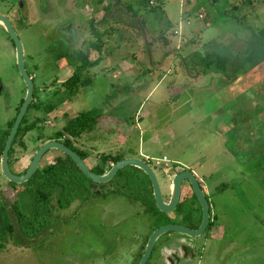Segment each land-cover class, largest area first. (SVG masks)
<instances>
[{"label":"rangeland","instance_id":"obj_1","mask_svg":"<svg viewBox=\"0 0 264 264\" xmlns=\"http://www.w3.org/2000/svg\"><path fill=\"white\" fill-rule=\"evenodd\" d=\"M14 1L0 0V13L9 18L22 43L34 87L43 89L35 93L41 108L31 106L25 118L49 123L25 134L26 146L15 149L13 167L10 156V170L26 168L34 137L57 134L65 123L64 112L73 117L95 109L97 124L73 144L87 155L89 165L102 154L137 155L154 170L165 198V163L167 168L191 170L201 181L215 226L196 238L176 234L194 243L190 264H264V0H161L152 9L146 0H104L117 17L109 23L107 37L100 36L103 51H90L91 58L102 59L85 70L86 85L61 95L50 91L48 82L69 74L62 76L65 72L58 70L61 56L76 64L66 38L71 34L56 30L61 21L50 18L42 3L24 0L27 9L18 14ZM79 2L69 3L79 7ZM87 2L91 7L95 0ZM99 9L96 20L102 17L103 7ZM8 10L16 12L11 16ZM89 13H72L77 23L82 20L75 31L78 38L86 33V47L93 38L84 21ZM125 60L136 62L123 72L120 62ZM149 60L155 67L164 64L149 74L144 72ZM25 91L14 45L0 25V140ZM58 99L65 102L51 113L42 109ZM59 154L50 150L41 165ZM163 157L164 163L157 165L155 160ZM7 182L0 168V195L10 204L23 187L11 188ZM149 183L140 169L125 166L98 183L96 191L90 183L89 190L65 208L53 200L45 215L47 227L18 244L7 240L0 247V264H139L152 229L174 221L170 214L176 216L179 209L168 217L157 211L151 196L148 205L143 190ZM21 200L29 204L23 194ZM179 210L186 219L177 222L188 225L194 220L196 225L201 208L195 197ZM170 234L157 240L146 264L166 263L158 249Z\"/></svg>","mask_w":264,"mask_h":264},{"label":"trees","instance_id":"obj_2","mask_svg":"<svg viewBox=\"0 0 264 264\" xmlns=\"http://www.w3.org/2000/svg\"><path fill=\"white\" fill-rule=\"evenodd\" d=\"M101 1L102 0H100V2ZM160 1L161 0H159L154 6H149L148 0H146V4L150 9H152L157 6ZM262 34L264 35V32H262ZM91 47L98 50L100 49V45H96L95 43H92ZM76 57L78 58L80 65L76 67L72 76L64 83L67 89L66 92L69 94L74 93L75 89L79 85L87 84L89 79H85L83 73L86 69L97 63V61H89L88 54L80 52ZM212 58L217 61L220 60L221 57L212 56ZM33 107L37 108L38 104L35 103ZM52 107H54V105L46 106L45 110H51ZM99 117L100 115L95 109L79 113L75 117L69 119L59 132L60 135H66L68 137L67 140L63 141V143L67 147L76 151L82 159H85L87 155L82 154L74 147L73 144L83 132L91 131L93 129L98 122ZM23 121H25V119H23ZM11 125L12 122L9 123V128ZM32 127V123L24 125L22 128L20 126L19 131H27ZM7 134L3 140H0V156ZM12 149L13 148L11 147V150L9 151V164ZM98 158L99 162L95 164V167L92 168L91 171L97 174H102L123 157L118 155L102 154L101 156H98ZM120 171L121 169H119L116 174ZM8 183L11 186L17 185L12 182ZM90 183L91 181L65 154L58 155L52 163L38 167L35 173L26 182L19 184L23 187V189L21 192H17L16 198L10 204L7 203L6 199L0 195V242L2 241V243H0V247H3L5 242L10 238L13 239L14 242L18 243L23 239L31 238L37 235L47 227L45 215L52 210L53 200H55L58 207L65 208L75 197L84 195L85 191L89 190L88 188ZM22 194L25 197H28L29 204L21 202ZM150 204L151 203L148 199V205ZM23 205H28L30 209L25 211L22 207ZM150 210L152 211V208H150ZM157 211L159 212L158 209ZM164 223L168 224L171 222L168 220Z\"/></svg>","mask_w":264,"mask_h":264},{"label":"flooded vegetation","instance_id":"obj_3","mask_svg":"<svg viewBox=\"0 0 264 264\" xmlns=\"http://www.w3.org/2000/svg\"><path fill=\"white\" fill-rule=\"evenodd\" d=\"M34 0H32V2H33ZM70 1H73V0H36V2H37V4L40 2V3H42L43 4V7L44 6H47V9H48V13H51L52 14V16L50 17V18H56V20H60L61 21V23L60 24H56V30H60L62 33H68V34H71L69 37H67V35H66V38H67V41L69 42V45H70V48H72L73 49V51L75 52V58H76V64L75 65H73L72 63H71V61L70 60H67V59H65L64 58V56H61L59 59H57L58 60V63L56 64V65H58V70H60V71H64L65 73L62 75V76H65L67 73H69L68 75H66L63 79H60V77H55V78H52L49 82H48V85H49V90L50 91H53L54 92V94L55 95H61V94H65V93H67L66 91H67V89H66V86L64 85V83L72 76V74L74 73V71H75V69H76V67L77 66H79L80 65V63H79V60H78V58L76 57L80 52L81 53H83V54H88V60L89 61H97V63L96 64H94L93 66H91L92 68H95L96 66H98V64H99V62H100V60L102 59V57L100 56V57H98V56H96V57H94V58H91V55H90V51H92V50H94V51H96V53H100V52H102L103 51V40H101L100 39V36H104L105 37V34H106V37H107V35H108V33H109V23L110 22H112V21H114L115 20V18L117 17H115L114 18V15H113V12H114V8L113 9H111V10H109V6H108V4H105V5H103V1L104 0H102L101 2H100V0H95V2H94V5L93 6H89L88 5V2H87V0H79L80 2H79V7H71V3H69ZM107 1V0H106ZM15 3L13 4V6L12 7H14V6H16L17 7V12H18V14L20 13V12H23V11H25L26 9H27V7H26V3L24 2V0H15L14 1ZM69 4V5H68ZM99 5H101L102 7H103V11L101 12L102 13V17L101 18H99L98 20H96L94 17L97 15V13H98V10H100L99 9ZM70 6V7H69ZM89 6V7H88ZM116 10V9H115ZM86 11H89L90 13V17H86L85 16V22H87V24H88V29H89V34H91L92 36H93V38H91L90 40V42H89V44H88V47H86L84 44V39L83 38H86L85 36H86V33L84 32L83 34H82V37L81 38H78V36H77V32L75 31V29L77 28V27H80L81 26V23H82V20L80 19V23H77V21H76V16H74V15H72V13L73 12H75V13H78V14H81V16L83 17L84 15H85V13H86ZM15 13L16 11H10V10H8L7 11V13H9V14H11V16L12 15H14L13 13ZM106 13H108V14H106ZM0 15H3V16H5L6 18H8L5 14H2V13H0ZM87 19V20H86ZM8 20H9V18H8ZM69 20H71L67 25L66 24H64V22H67V21H69ZM10 21V20H9ZM10 23H11V21H10ZM1 25V24H0ZM11 25H12V23H11ZM104 25H106L105 27H101V28H104V29H100V26H104ZM12 27H13V25H12ZM4 28V27H3ZM74 28V29H73ZM14 29V28H13ZM111 29V28H110ZM5 30V29H4ZM74 30V31H73ZM86 31V30H85ZM17 34V33H16ZM85 35V36H84ZM93 39V40H92ZM106 40H107V38H106ZM12 41V40H11ZM105 41V40H104ZM13 43V42H12ZM92 43H95L96 45H100V49L98 50V49H96V48H94V47H91V44ZM14 45V44H13ZM15 48V47H14ZM15 56H16V53H15ZM63 65H64V67H63ZM91 67H89V68H91ZM153 68H157V67H155V65L154 66H152ZM87 70V69H86ZM85 72V71H84ZM84 74V73H83ZM31 79H32V82H33V78L31 77ZM82 86H84V85H79L76 89H75V91L76 90H78L79 89V87H82ZM48 88H46V89H48ZM37 90V91H36ZM39 91H43V89L42 88H39V89H36L35 87H34V83H33V94H32V98H31V101H30V103H29V105H28V108H27V110H26V112L28 111V109L32 106V108H35L36 110L37 109H40L41 107H33V105L36 103V104H38L39 105V99L35 96V93L36 92H39ZM25 93H26V91H25ZM24 99V98H23ZM23 99H22V101L20 102V104H19V106H18V108H17V111H16V116H17V114H18V112H19V109H20V107H21V104L23 103ZM65 101H63V100H61V101H59V99L57 100V103L56 104H47V105H44V107H42V109H44V111L47 113V114H49V113H51L52 111H54L56 108H58L62 103H64ZM50 105H54V107H52L51 108V110H48V111H46L45 110V108H46V106H50ZM56 111H58V110H56ZM26 112H25V114H24V116L22 117V120H21V122H20V124H19V126H18V128H17V132H16V134H15V137H14V139H13V142H12V145H11V147L13 148L12 149V157H11V164H12V167H13V159H14V151H15V149H18V147L20 148H22V147H25L26 146V143L23 141V139H24V137H25V134L28 132V131H30L31 129H33L35 126H37V125H41V126H43L45 123H49V120H46L45 118L43 119H41V118H39V117H35V119H32V120H30V121H27L26 120V118H25V116H26ZM64 114V116H66V119H65V123L63 124V126L66 124V122L69 120V119H71V118H73V117H75V116H73V117H68V115H67V112H64L63 113ZM16 116L13 118V120L11 121L12 122V125H11V127L8 129L9 131H7L8 132V134H7V136H6V138H5V141H6V139H7V137H8V135H9V132H10V130H11V128H12V126H13V123H14V120H15V118H16ZM23 119H25V121H23ZM99 120V119H98ZM22 121H23V123H22ZM33 124V127L31 128V129H29V130H27V131H24V130H20L19 131V127L20 126H24V125H29V124ZM97 124V123H96ZM62 126V127H63ZM62 127H61V129H62ZM61 131V130H60ZM60 131H58L57 132V134H55L53 137L51 136V137H48V138H45L44 139V137L43 136H40V135H37V137H34V140L32 141L33 143L32 144H34L35 143V148H34V150H33V153H32V156L30 157V159H29V161H28V164L26 165V168L23 170V171H21V172H17V171H15L14 170V174H17V175H21V174H23L26 170H27V168H28V165H29V163H30V161L32 160V158H33V156H34V154H35V152L38 150V148L40 147V146H42L44 143H46V142H49V141H59V142H61V143H63V141L64 140H67V136L66 135H60L59 134V132ZM5 144V143H4ZM64 144V143H63ZM65 145V144H64ZM14 146V147H13ZM66 146V145H65ZM4 148V147H3ZM69 148V147H68ZM71 149V148H70ZM10 150H11V148H10ZM9 150V151H10ZM25 150V149H24ZM51 150H56V149H51ZM50 150H48V151H46L44 154H43V156L41 157V159H40V162H39V165H38V167H41V166H44V165H46V164H44V165H41V161H42V159H43V157L45 156V154L47 153V152H49ZM56 151H58V150H56ZM59 153H61V154H59V155H62L63 153L62 152H60V151H58ZM76 152V151H75ZM1 155H2V153H1ZM58 156V155H57ZM57 156H55L54 157V159L57 157ZM8 158H9V153H8ZM82 158V157H81ZM87 158L88 157H85V162H86V160H87ZM165 158V157H164ZM53 159V160H54ZM123 159V158H122ZM0 160H1V156H0ZM96 162H94V164L93 165H89L87 162H86V164L89 166V168H90V170L92 169V168H94L95 167V164L96 163H98L99 162V158L97 157L96 158ZM53 162V161H52ZM52 162H50V163H52ZM47 164H49V163H47ZM8 165L10 166V164H9V162H8ZM111 167V166H110ZM161 167H163L162 168V171H163V177H164V180L169 184V190H168V193H167V196H166V198H165V196H164V193L162 192V190H161V193H162V196H163V199H164V201L165 202H167V201H169V199H170V197H171V192H172V178L175 176V175H177V174H179V173H181V172H184L185 170H188V169H186V168H167L168 166H167V164L165 163V164H163ZM10 169V168H9ZM37 170V169H36ZM108 170V169H107ZM106 170V171H107ZM11 171V170H10ZM105 171V172H106ZM188 171H190L194 176H195V178H196V180H197V182H198V185H199V187L202 189V191L204 192V194H205V197H206V199H207V202H208V205H209V214H210V216H209V222H208V225H207V227H206V229H205V231H204V233L206 232V231H208L209 232V229H210V227L213 225V224H215L214 223V221H213V214H212V211H211V206H210V203H209V200H208V197H207V195H206V192L204 191V189H203V186L201 185V181L196 177V175L191 171V170H188ZM12 172V171H11ZM13 173V172H12ZM97 174V173H96ZM103 174V173H102ZM3 175V174H2ZM147 177V176H146ZM149 179V178H148ZM8 182H10V181H8ZM7 182V184L9 185V183ZM149 182H150V180H149ZM13 183V182H12ZM91 184H93L92 182H91ZM150 185V187L149 188H147V190L144 188V193L147 195V198L149 199V197L151 196L152 198H153V192H152V187H151V183H149ZM17 185H19V184H17ZM98 184H95V186H93V189H95V191L97 190V188H98V186H97ZM11 188H13L14 186H11V185H9ZM148 189H149V192H148ZM161 189V188H160ZM192 197H195V199H197V197L195 196V194H194V192H193V189H192V186H191V184H190V181L188 180V179H184L182 182H181V187H180V194H179V200H178V203H177V206H176V208L175 209H177V208H179V209H181V207H182V205H183V203H185L188 199L189 200H191V198ZM154 199V198H153ZM197 201H198V199H197ZM198 204H199V202H198ZM200 205V204H199ZM200 208H201V206H200ZM178 209V215L177 216H179V218L180 219H186V218H184V213L183 212H181V210H179ZM187 215H190V214H186V216ZM191 215L189 216V220H191ZM201 217H202V211H201V215H200V217H199V222L196 224V225H194L193 224V222H190L188 225H183V226H186V227H188V228H191V229H196L198 226H199V224H200V222H201ZM171 223H174V222H172V221H170ZM169 224V223H168ZM176 224H180V222H178V223H176ZM210 224V225H209ZM180 225H182V224H180ZM173 233V232H172ZM203 233V234H204ZM185 236V235H184ZM13 240V239H12ZM187 240V239H186ZM170 241V242H169ZM165 245H169L170 243H171V240H169ZM189 241V240H188ZM13 242H14V240H13ZM15 244H18V243H20V242H18V243H16V242H14ZM5 245V244H4ZM4 247V246H3ZM194 243L192 242V247H189V246H187V245H184V244H179V252L176 254L175 252H172V253H169V254H167L166 255V257H165V260L168 262V264H190L192 261H193V258H194ZM190 251H192V253L190 252ZM191 253V254H190ZM172 255H174V257L172 256ZM176 256V257H175Z\"/></svg>","mask_w":264,"mask_h":264},{"label":"water","instance_id":"obj_4","mask_svg":"<svg viewBox=\"0 0 264 264\" xmlns=\"http://www.w3.org/2000/svg\"><path fill=\"white\" fill-rule=\"evenodd\" d=\"M0 24L4 27L6 33L8 34L9 38L12 40L14 44L17 68L26 86V93L23 99V103L21 104L19 112L14 120L13 126L9 132V135L4 144V148L2 150L0 168H1V172L3 176L8 181L13 182L15 184H21L23 182H26L35 173L43 154L46 151L51 150V149H56L62 152L63 154L67 155L75 163L78 169L93 183L92 186H95V184H98V183H104V182L109 181L114 175H116L119 169L125 166H133V167L140 169L149 178L151 187H152L155 205L160 212L167 213V214L175 210L178 200H179L181 182L184 179H188L192 186L193 192L195 196L197 197L198 202L201 206L202 217H201V222L199 226L196 229H191V228H188L180 224L169 223V224H164L154 229L147 239V242H146L143 254L140 258L139 264H146V262L149 259V256L151 255L153 251L155 243L162 235L166 233L173 232L176 234L185 235L189 238H196L202 235L209 222V216H210L209 205H208L204 192L198 185V182L195 176L188 170H185L184 172H181L172 178L171 197L169 201L167 202H165L163 199L160 185H159V182H158V179H157V176L154 170L144 160L137 158V157H126V158H123L115 162L103 174H96L90 170L89 166L86 164V162L81 158V156L77 152L68 148L67 146H65L63 143L59 141H49V142L44 143L42 146H40L38 150L35 152L32 160L30 161L27 170L23 174L17 175L10 171L9 165H8V153L11 148L15 134L17 132V128L31 101L32 94H33V82L24 66V53H23L22 43L19 40L10 21L5 16L0 15ZM172 256L174 257V255Z\"/></svg>","mask_w":264,"mask_h":264},{"label":"crops","instance_id":"obj_5","mask_svg":"<svg viewBox=\"0 0 264 264\" xmlns=\"http://www.w3.org/2000/svg\"><path fill=\"white\" fill-rule=\"evenodd\" d=\"M175 33V32H174ZM178 34V33H177ZM136 61H134V63H135ZM121 64H122V66H123V68H124V70H123V72H125V71H127V70H129V69H131V68H133V62L132 61H122V62H120ZM163 64L164 63H162L161 65H159L157 68H160V67H162L163 66ZM146 65L147 66H149V67H147V68H144V72H147V73H149L150 74V72L154 69L152 66H154V64H153V62H152V60H149V62L147 61L146 62ZM166 72H168V70H166ZM146 80V79H145ZM157 84V83H156ZM138 86H140L141 85V82H139L138 84H137ZM155 87H153L152 89H151V91L154 89ZM134 96H135V94H134ZM141 105H139V107H140ZM148 113H147V110L144 112V114H143V116L144 115H147ZM141 120V116H139V118H138V120L137 121H140ZM143 143H146L147 144V140H145ZM143 151L144 150H142V153H143ZM145 151L147 152V148L145 149ZM127 157H137V158H139L137 155H129V156H127ZM178 215V214H177ZM174 216V215H171L170 214V217H174L175 219H172V220H174V221H172V222H174V223H178L177 222V220L178 219H180L179 218V216ZM168 217H169V214H168ZM197 223L199 222V219L196 221ZM193 223H194V220H193ZM196 223V224H197ZM163 224H165V223H163ZM214 224L210 227V229H209V231H212L213 230V228H214ZM157 227V226H156ZM156 227H154L152 230H154ZM176 235V233H173V234H170L169 236H166V238H164V240L161 242V244H160V246H159V255L161 256V257H163L164 259H165V257H166V255L167 254H169V253H172V252H175L176 254L179 252V244H184V245H187V246H189V247H192V241L191 240H186L185 238H181L182 236H175ZM168 240H171V243L169 244V245H165V243L168 241ZM191 253H192V251H190ZM190 253V254H191ZM165 264H168V262L166 261V263Z\"/></svg>","mask_w":264,"mask_h":264},{"label":"built area","instance_id":"obj_6","mask_svg":"<svg viewBox=\"0 0 264 264\" xmlns=\"http://www.w3.org/2000/svg\"><path fill=\"white\" fill-rule=\"evenodd\" d=\"M158 1L159 0H148V4H149V6H154L155 4H157ZM177 33H178V31H175V34H177ZM165 160L166 159L163 157L162 159H156L155 162L157 165H159V164L162 165L161 162L163 161V163H164Z\"/></svg>","mask_w":264,"mask_h":264}]
</instances>
